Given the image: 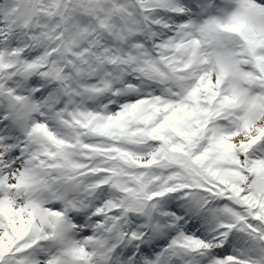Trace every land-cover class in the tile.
Listing matches in <instances>:
<instances>
[{
    "label": "snow or ice",
    "instance_id": "snow-or-ice-1",
    "mask_svg": "<svg viewBox=\"0 0 264 264\" xmlns=\"http://www.w3.org/2000/svg\"><path fill=\"white\" fill-rule=\"evenodd\" d=\"M0 264H264V0H0Z\"/></svg>",
    "mask_w": 264,
    "mask_h": 264
}]
</instances>
